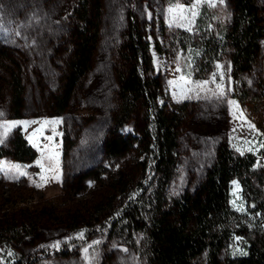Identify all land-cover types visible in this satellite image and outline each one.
<instances>
[{"label": "rangeland", "instance_id": "rangeland-1", "mask_svg": "<svg viewBox=\"0 0 264 264\" xmlns=\"http://www.w3.org/2000/svg\"><path fill=\"white\" fill-rule=\"evenodd\" d=\"M72 2L0 0V43L19 54L25 72L23 115L8 116V94L0 88V113H3L0 124L35 121L17 124L0 144V166L4 167L0 171V226L10 223L19 227V235L7 236L12 237L13 247L21 254L61 238L65 225L73 219L91 221L89 215L95 214L96 207L108 197L109 182L115 173L128 171L134 163L131 154L107 158L102 149L115 106L114 68L129 9L150 27V37L162 47L161 52L151 47L150 53L169 103H184L178 163L167 194L178 196L194 190L221 141H226L236 154H253L254 166L264 168V90L261 89L264 41L253 69L243 77L249 95L242 100L231 74L228 50L219 36V28L230 20L229 0L222 4L216 0V7L206 2L200 4L192 23H189L190 13L181 18L179 13L170 14L168 9L178 4L187 8L194 0H102L92 67L77 84L65 111L54 115L48 112L46 100L60 83L63 69L60 49L71 27ZM197 83L203 84V88H196ZM220 91L225 94L220 96ZM56 120L61 122L51 123ZM16 133L31 147L25 159L5 152ZM64 134L71 144L65 154ZM38 159L43 171L36 166ZM8 164L25 166L27 174L8 171ZM89 170L95 174L82 176ZM53 175L59 178L52 180ZM41 176L47 177L48 182L44 183ZM39 183L44 186L36 187ZM229 210L231 238L222 254H241L248 245L264 244V207L249 210L237 180L230 182ZM141 235L140 232L128 235L119 229L104 235H88L86 242L67 254L44 255L33 264H145Z\"/></svg>", "mask_w": 264, "mask_h": 264}, {"label": "trees", "instance_id": "trees-1", "mask_svg": "<svg viewBox=\"0 0 264 264\" xmlns=\"http://www.w3.org/2000/svg\"><path fill=\"white\" fill-rule=\"evenodd\" d=\"M101 1L72 2L71 27L60 49L63 64L60 83L46 100L50 114L65 111L77 84L92 67L99 39ZM229 3L230 20L219 28V36L228 50L238 97L243 100L249 95L243 77L253 69L264 41V0H229ZM162 26L160 22L161 30ZM123 36L114 68L115 106L102 149L107 158L131 154L133 165L128 171L115 173L109 182V195L96 207L95 214L89 215L91 221L73 219L65 225L64 235L53 243L21 254L13 247L12 237L7 236L19 235V227L10 223L1 225L0 264H33L44 255H65L86 242L88 235H104L116 229L128 235L142 234L140 248L145 264H264V244L248 245L241 254H222L231 238L230 182L238 181L249 210L261 209L264 168L254 166L253 154H236L226 141H221L196 188L169 196L167 186L178 163L184 103H169L150 53L151 47L158 52L162 47L150 37V27L131 9L126 12ZM21 63L15 50L0 43V88L8 94L10 117L23 115L25 72ZM70 146L64 134L63 154ZM5 152L25 159L31 147L16 133ZM93 174L95 171L89 170L82 176Z\"/></svg>", "mask_w": 264, "mask_h": 264}, {"label": "snow or ice", "instance_id": "snow-or-ice-1", "mask_svg": "<svg viewBox=\"0 0 264 264\" xmlns=\"http://www.w3.org/2000/svg\"><path fill=\"white\" fill-rule=\"evenodd\" d=\"M208 3V5L210 7H216L217 6V2L216 0H194V2L188 6L187 8H185L183 5H176L175 7H170L168 9L169 13L172 14V13H179L181 18H184V14L187 12V13H190L191 14V20L189 21V23H192L194 21V18L196 17V15L198 14L196 9L199 7L200 4L202 3ZM224 2V0H219V3L222 4ZM173 20H175V16H173ZM19 34V33H17ZM217 67L219 68L220 65H217ZM179 71V69H177ZM207 83V82H205ZM196 88H203V84H200V83H197L195 85ZM218 88H219V85H218ZM225 93L223 91H220L219 92V95L220 96H223ZM230 103H232L233 105L235 104L234 101H231ZM3 113H0V116H2ZM61 121L59 120H56V121H52L51 123H55V124H59ZM29 123H35V121L33 122H28V121H21V122H5L4 124H0V129H3L2 132H0V144H3L5 142V140L7 139L10 131L17 126V124H24V125H27ZM45 123H48L47 121H45ZM250 128H254L253 125H250ZM48 139L51 140V137H49ZM31 143V140L29 141ZM34 147H37V145L33 144ZM264 146V145H262ZM37 150L39 151L40 149L37 148ZM55 156H58V153L54 154ZM49 159H53L52 156L49 157ZM36 166H39L41 167L42 171L44 170V166L41 162V160H37L36 162ZM7 169L8 171H12V170H15L19 173V175H26L27 173L24 171V168L25 166H21V165H18V164H8L7 166ZM4 170V167L0 166V171H3ZM49 170H52V169H49ZM5 175H7V172H5ZM58 175H53L51 177L52 180H56L58 179ZM41 180L44 181V183H47L48 182V178L45 177V176H41ZM235 183V182H234ZM36 187H43L44 184L43 183H39V184H36L35 185ZM237 188H238V185H237ZM85 253H87L88 249H85L84 250Z\"/></svg>", "mask_w": 264, "mask_h": 264}]
</instances>
